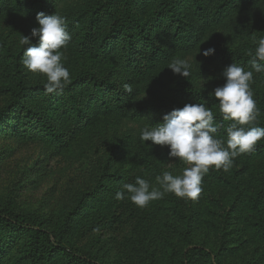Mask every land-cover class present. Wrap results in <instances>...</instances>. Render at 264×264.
<instances>
[{
	"label": "rangeland",
	"instance_id": "1",
	"mask_svg": "<svg viewBox=\"0 0 264 264\" xmlns=\"http://www.w3.org/2000/svg\"><path fill=\"white\" fill-rule=\"evenodd\" d=\"M189 1H177L175 11L187 13ZM62 11L56 14L64 16ZM134 15L144 23L133 38L144 51L143 33L159 39V27L154 26L156 17L147 0H138ZM37 26L34 17L0 11V207L31 215L60 244L96 264H180L187 243L204 246L220 264H264V138L236 157L228 172L210 168L197 200L166 193L139 208L128 199H115L124 183H134L139 176L158 187L156 176L164 171L179 175L186 165L169 160L166 146L141 144L139 122L103 114L100 98L94 99L79 80L83 73L107 78L111 89L99 91L107 101L113 98L112 89L124 94L127 84L155 101L169 96L182 103L178 94L189 99L188 104L206 102L212 111L218 109L209 93L224 84L222 70L233 62L251 70L246 52L264 37V0H255L226 24L208 29L202 46L225 48L227 55L214 52L205 57L204 49L197 47L174 52L151 71L122 62L110 53L114 46L68 43L61 51L70 83L50 94L42 88L46 77L21 63L26 47L20 43L22 36H30ZM220 39L222 45L216 46ZM174 58L191 64L190 77L167 68ZM250 88L261 112L253 126L264 128V73H254ZM191 94L207 98L196 101ZM71 98L86 113L82 124L74 123ZM220 135L226 138L223 129ZM11 237L0 249V264H26V236ZM55 260L65 264L66 257L60 254ZM194 264L210 261L202 256Z\"/></svg>",
	"mask_w": 264,
	"mask_h": 264
},
{
	"label": "trees",
	"instance_id": "2",
	"mask_svg": "<svg viewBox=\"0 0 264 264\" xmlns=\"http://www.w3.org/2000/svg\"><path fill=\"white\" fill-rule=\"evenodd\" d=\"M147 1L156 17L154 26L158 25L160 37L154 39L143 33L144 51L136 46L133 39L134 33L138 34L144 28V23L134 15L138 0H78L77 3L75 0H0V11L15 10L36 18L39 12L47 16L62 9L68 21L67 30L71 34L69 43L79 47L96 42L103 46H114L110 53L118 56L122 62L141 70L154 71L174 52H189L197 47L204 50L212 48L210 45L202 46L203 40L209 36L208 29L226 24L235 12H243L245 7L255 0H190L189 9L185 14H180L174 9L176 2L180 0ZM116 11L120 13L119 17L115 15ZM118 36L120 38L117 40ZM222 42L220 39L216 46H221ZM213 49L214 52L229 54L225 48ZM79 80L90 88L95 95L94 99L100 98L98 108L103 114L137 121L143 128L162 123L164 114L174 108H182L188 104L186 101H189L178 94L177 100L182 99V103L173 101L174 98L169 96L155 101L153 97H143L136 87H132L131 93L124 94L112 89L113 98L107 101L99 92L102 88L111 87L107 78L100 79L90 73H83ZM185 96L190 97L187 91ZM191 97L196 101L207 98L201 94H191ZM71 99L74 123L82 124L86 120V113L75 104L73 98ZM213 114L217 123H223L218 109H214ZM17 233L26 236V264H56L55 258L60 254L65 255V264H96L92 259L60 244L41 222L31 215L0 207V244H3L0 249L6 247L4 240L11 239V235ZM202 256L208 258L210 264H220L210 250L195 243H187L184 246L180 264H194L195 259Z\"/></svg>",
	"mask_w": 264,
	"mask_h": 264
},
{
	"label": "clouds",
	"instance_id": "3",
	"mask_svg": "<svg viewBox=\"0 0 264 264\" xmlns=\"http://www.w3.org/2000/svg\"><path fill=\"white\" fill-rule=\"evenodd\" d=\"M35 19L38 26L31 29L30 36L23 35L20 41L26 46L21 63L27 71L46 77L44 91L50 94L70 83V72L62 63L65 57L61 49L67 47L71 34L67 30L66 17L60 14L54 12L46 16L39 12ZM32 38L36 39L35 44L31 42ZM254 43L255 49L246 52L251 70L231 63L222 70L224 84L209 93L227 125L215 121L213 111L205 102L174 108L162 116V123L141 129V144L149 148L166 146L168 159H179L186 167L179 175L164 171L156 176L158 187L137 176L134 183L121 186L115 193L116 200L128 199L135 206L145 208L166 193H172L178 198L195 201L202 191L201 181L210 168L228 172L236 157L252 151L264 138V128L253 126L261 112L250 88L254 73H264V37ZM214 51L208 48L202 55L208 57ZM167 68L186 79L191 75V64L186 59L174 58ZM206 82L203 79V86ZM124 90L131 93L132 87L125 84ZM221 129L226 138L220 135ZM145 141L151 143L146 145Z\"/></svg>",
	"mask_w": 264,
	"mask_h": 264
}]
</instances>
